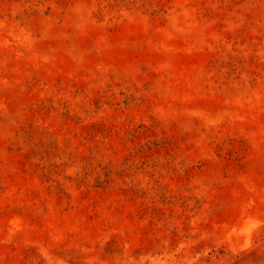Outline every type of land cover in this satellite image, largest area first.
<instances>
[{
  "label": "rangeland",
  "instance_id": "1",
  "mask_svg": "<svg viewBox=\"0 0 264 264\" xmlns=\"http://www.w3.org/2000/svg\"><path fill=\"white\" fill-rule=\"evenodd\" d=\"M0 264H264V0H0Z\"/></svg>",
  "mask_w": 264,
  "mask_h": 264
}]
</instances>
